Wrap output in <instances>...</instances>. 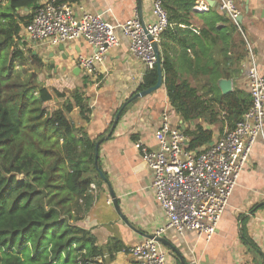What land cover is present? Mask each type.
<instances>
[{
    "label": "trees",
    "instance_id": "trees-1",
    "mask_svg": "<svg viewBox=\"0 0 264 264\" xmlns=\"http://www.w3.org/2000/svg\"><path fill=\"white\" fill-rule=\"evenodd\" d=\"M197 1L166 0L170 24L161 43L163 86L171 107L185 123L202 120L194 130H184L191 151L215 141L206 125H227L231 131L252 104L251 95L237 90L224 95L219 88L220 80L241 72L246 58L244 41H234L239 31L227 15L204 16L207 28L199 33H175ZM41 2L0 0V264H111L115 254L128 249L118 241L99 247L96 237L78 225L96 201L92 184L99 189L104 184L96 143L72 118L78 109L89 120L90 99L79 90L68 93L41 84L45 64L21 36L32 16L20 17L17 10L34 13ZM218 21L225 27L218 28ZM173 42L181 47L179 58L207 85L195 87L181 76ZM158 80L155 66L130 102ZM251 245L255 247L253 241ZM260 260L256 264H263Z\"/></svg>",
    "mask_w": 264,
    "mask_h": 264
},
{
    "label": "crops",
    "instance_id": "crops-1",
    "mask_svg": "<svg viewBox=\"0 0 264 264\" xmlns=\"http://www.w3.org/2000/svg\"><path fill=\"white\" fill-rule=\"evenodd\" d=\"M68 1L76 5L80 13L104 14L112 24H124L136 12L146 21L152 19V0ZM234 2L241 13L242 30L255 46L260 71L264 75V0ZM17 14L33 18L35 12L22 8L17 10ZM207 15L226 17L227 14L221 10L217 0H198L186 17L185 24H180V30L176 29L175 33H199L207 28L204 20ZM225 25L220 21L216 24L218 28ZM117 35L120 45L109 51L107 59L97 68L98 76L92 78H88L78 65L80 56L94 52L86 41L66 43L64 52L60 51L59 46L49 43L34 45L28 42V46L45 64L39 73L40 83L62 92L79 90L90 99L89 120L84 121L78 109L73 111L72 118L75 125L99 145L97 165L107 183L104 181L100 189L92 184L95 185V189L91 186V190L96 194V201L78 225L96 237L99 247L118 241L129 252L131 248L154 237L168 224L152 188L153 173L143 161L136 146L137 141L141 140L153 149L158 148L155 133L165 111L170 113L173 125L183 131L194 130L202 120L185 123L171 107L164 86L151 95L130 102L148 69L133 57L130 41L121 31L117 30ZM21 36L27 40L25 28ZM240 38L241 35L235 33L234 41L239 42ZM172 45L173 58L181 76L195 87L207 85L203 75L179 58L182 50L178 43L173 42ZM191 51L189 53L193 57ZM214 55L217 60L221 59L219 49L216 48ZM223 80L226 79L219 81L220 89ZM231 82V92L237 90L251 95L242 67ZM206 127L213 129L215 140L229 131L227 125ZM159 243L168 256V264H256L261 262L260 258L264 264V135L251 148L249 161L238 179L215 235L208 239L194 232L180 235L168 230ZM128 252L115 254L111 264H133Z\"/></svg>",
    "mask_w": 264,
    "mask_h": 264
},
{
    "label": "built area",
    "instance_id": "built-area-1",
    "mask_svg": "<svg viewBox=\"0 0 264 264\" xmlns=\"http://www.w3.org/2000/svg\"><path fill=\"white\" fill-rule=\"evenodd\" d=\"M223 12L236 24L244 41L246 72L252 104L235 128L205 149L189 150L185 132L173 125L169 112L155 133L158 148L141 140L136 143L141 157L153 173V191L168 224L154 237L133 247L128 254L133 264H168L159 240L168 230L182 235L194 232L211 239L229 205L230 197L249 161L251 148L264 135V75L260 71L254 44L239 23L241 16L234 0H217ZM166 0H152V19L136 12L124 24H112L104 14L80 13L68 0H45L26 27V41L53 46L84 40L94 52L78 58L79 68L88 78L98 76V66L112 48L120 45L117 30L130 41L134 58L148 70L161 58L163 34L169 27ZM160 51V56L157 51ZM95 189V185H92Z\"/></svg>",
    "mask_w": 264,
    "mask_h": 264
},
{
    "label": "water",
    "instance_id": "water-1",
    "mask_svg": "<svg viewBox=\"0 0 264 264\" xmlns=\"http://www.w3.org/2000/svg\"><path fill=\"white\" fill-rule=\"evenodd\" d=\"M238 21H239V23H242V17H240ZM58 46H59L60 51L64 52V48H65L64 44H60ZM157 51H158V54L160 56V51H159L158 47H157ZM35 54H37V53H35ZM157 66H158V73H159V80H158L157 85L151 89H148V90H145V91L138 93L137 95L134 96V100H136L138 98L146 97L148 95H151L152 93L158 91L159 89H161L163 87V73H162L161 58L159 59ZM221 89H222V92L224 95L229 94L232 90L231 80H223L221 83ZM98 161H99V145H96V164H98ZM101 176L104 179V181L107 183L105 176L103 174H101ZM158 240H160V239H158Z\"/></svg>",
    "mask_w": 264,
    "mask_h": 264
},
{
    "label": "rangeland",
    "instance_id": "rangeland-1",
    "mask_svg": "<svg viewBox=\"0 0 264 264\" xmlns=\"http://www.w3.org/2000/svg\"><path fill=\"white\" fill-rule=\"evenodd\" d=\"M44 82V81H43ZM45 83V82H44ZM41 84H43V83H41ZM45 85H46V83H45Z\"/></svg>",
    "mask_w": 264,
    "mask_h": 264
}]
</instances>
